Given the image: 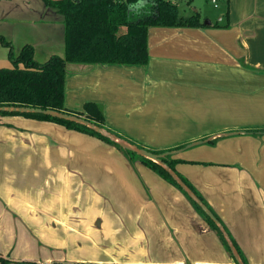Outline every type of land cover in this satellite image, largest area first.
<instances>
[{
  "label": "crops",
  "instance_id": "0c3cea01",
  "mask_svg": "<svg viewBox=\"0 0 264 264\" xmlns=\"http://www.w3.org/2000/svg\"><path fill=\"white\" fill-rule=\"evenodd\" d=\"M220 3L206 27L151 28L146 67L68 64L66 108L94 102L121 138L172 152L244 261L264 264V0ZM0 35L15 52L33 45L36 60L64 55L62 17L42 0H0ZM11 66L0 43V68ZM19 235L25 255L16 254ZM0 258L236 264L184 194L142 161L22 115L0 116Z\"/></svg>",
  "mask_w": 264,
  "mask_h": 264
},
{
  "label": "trees",
  "instance_id": "16d2710c",
  "mask_svg": "<svg viewBox=\"0 0 264 264\" xmlns=\"http://www.w3.org/2000/svg\"><path fill=\"white\" fill-rule=\"evenodd\" d=\"M42 1L47 7L55 10L62 17L64 55L54 54L47 60L40 62L35 59L33 45L25 44L19 52H15L13 44L6 37L0 35V43L9 49V59L12 63L11 67L0 68V106H25L68 113L85 118L111 132L113 131L107 127L103 110L98 104L87 102L81 111H70L66 108L67 65L87 64L103 66L115 64L146 67L150 60L149 31L151 28L206 27V24L201 22L198 12L189 16L181 15L178 6L169 0ZM139 2H145V5L141 8L132 9V6ZM122 28L125 30L120 32ZM5 115H22L32 119L52 121L66 128L96 136L115 146L131 161L139 159L184 194L196 211L217 233L225 249L234 259L223 235L213 221L157 163L125 150L85 126L70 121L52 118L43 114L0 112V116ZM150 152L162 154L166 151ZM163 161L176 172L175 164L180 162V160H174L169 155L164 157ZM177 175L213 212L191 184L178 173ZM214 215L220 221L215 213ZM231 240L238 250L243 263L247 264L239 247L232 238ZM0 262L1 264H7L2 258H0Z\"/></svg>",
  "mask_w": 264,
  "mask_h": 264
},
{
  "label": "water",
  "instance_id": "95a60500",
  "mask_svg": "<svg viewBox=\"0 0 264 264\" xmlns=\"http://www.w3.org/2000/svg\"><path fill=\"white\" fill-rule=\"evenodd\" d=\"M207 25L210 24L209 21L205 22ZM0 112H8V113H33V114H43L46 116H50L52 118H57L60 120H65V121H70L82 126H85L86 128L100 134L104 138L109 139L113 143L119 145L125 150L131 151L133 153H136L137 155L146 158L148 160H151L158 165H160L170 176L171 178L175 181L177 185L180 186V188L186 193V195L193 200L195 204H197L201 210L213 221V223L217 226L221 234L223 235L227 245L229 246L232 255L234 256V259L237 264H244L238 250L234 246L233 241L231 240L228 232L222 225V223L216 218L214 213L205 205V203L192 191L186 183L177 175V173L171 169V167L166 164L163 161V158L166 156H169L172 154V152H165L162 154H154L148 150L138 148L137 146L131 144L127 140L119 137L115 133L109 131L108 129L101 127L85 118L71 115L68 113H63L55 110H50V109H41V108H34V107H25V106H0ZM202 143V142H199ZM196 143V144H199Z\"/></svg>",
  "mask_w": 264,
  "mask_h": 264
},
{
  "label": "rangeland",
  "instance_id": "374dc122",
  "mask_svg": "<svg viewBox=\"0 0 264 264\" xmlns=\"http://www.w3.org/2000/svg\"><path fill=\"white\" fill-rule=\"evenodd\" d=\"M175 1V3L177 4L179 11L181 13V15L187 16L191 13H196L199 12L200 13V17H201V21L205 22L207 20H210L212 22H216L218 20V14L219 12H222L225 9V4L224 3H220L218 7H214L213 4H211V2L209 0H173ZM223 1V0H222ZM138 3L133 5L132 7H137ZM125 29L122 28L120 30V32H123ZM37 59L40 62H43L45 59V57H37ZM70 70V68H69ZM20 232H22L20 230ZM24 238L23 236L19 235V238L17 240V244H16V254L18 255H25L29 252V247L24 243ZM118 252L120 254H125L127 255V249H123L121 247L118 248ZM22 263H27V262H22ZM35 264V263H33ZM60 264V263H58ZM77 264V263H76Z\"/></svg>",
  "mask_w": 264,
  "mask_h": 264
},
{
  "label": "built area",
  "instance_id": "2783aa9c",
  "mask_svg": "<svg viewBox=\"0 0 264 264\" xmlns=\"http://www.w3.org/2000/svg\"><path fill=\"white\" fill-rule=\"evenodd\" d=\"M210 2H211V4H213L214 5V7H218V5H219V2L220 1H222V0H209Z\"/></svg>",
  "mask_w": 264,
  "mask_h": 264
}]
</instances>
